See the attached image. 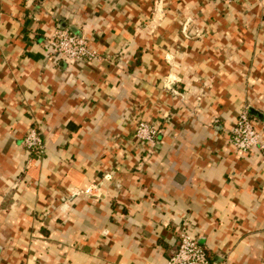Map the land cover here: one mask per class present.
<instances>
[{
  "label": "crops",
  "instance_id": "obj_1",
  "mask_svg": "<svg viewBox=\"0 0 264 264\" xmlns=\"http://www.w3.org/2000/svg\"><path fill=\"white\" fill-rule=\"evenodd\" d=\"M58 29L98 59L47 55ZM244 109L264 143V0H0V264H167L186 229L211 264H264Z\"/></svg>",
  "mask_w": 264,
  "mask_h": 264
},
{
  "label": "built area",
  "instance_id": "obj_2",
  "mask_svg": "<svg viewBox=\"0 0 264 264\" xmlns=\"http://www.w3.org/2000/svg\"><path fill=\"white\" fill-rule=\"evenodd\" d=\"M232 3L233 0H221ZM46 54L55 60H62L69 64L91 62L98 59V52L92 49L86 37H80L69 29H58L49 36L44 43ZM164 134V129L158 124L138 121L135 137L142 145L156 144ZM230 143L238 151L248 154L259 150L264 154L262 134L257 130L254 119L248 109H244L237 117L236 124L231 131ZM25 148L33 155L40 157L45 152L44 142L40 131L31 128L24 138ZM90 192L89 190L85 191ZM180 244L167 264H211L208 252L202 246L191 230H183Z\"/></svg>",
  "mask_w": 264,
  "mask_h": 264
}]
</instances>
